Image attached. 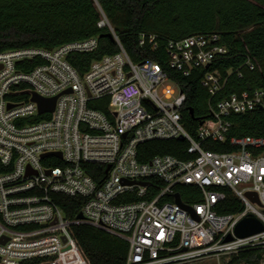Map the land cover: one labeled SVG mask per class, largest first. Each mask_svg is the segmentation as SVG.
Here are the masks:
<instances>
[{"label":"built area","instance_id":"2783aa9c","mask_svg":"<svg viewBox=\"0 0 264 264\" xmlns=\"http://www.w3.org/2000/svg\"><path fill=\"white\" fill-rule=\"evenodd\" d=\"M114 40L118 52L92 61L83 74L68 57L94 52L95 37L51 50L0 52V264H89L72 235L80 225L124 240V264H191L264 249V230L243 239L233 235L248 214L264 226V138L229 137L227 119L264 110V90L210 106L211 117L192 135L182 121L181 89L159 64L133 62ZM218 41L216 34L169 41V67L185 77L207 70L226 54ZM138 44L155 49L156 36L142 34ZM35 60L42 64L24 71ZM225 82L216 71L200 81L210 96ZM33 96L56 98L53 111L39 113ZM170 140L187 142V159L139 160L142 144ZM207 142L231 150H207ZM186 188L197 203L182 200L178 191ZM228 193L242 211L218 214ZM56 196L81 198V218H67Z\"/></svg>","mask_w":264,"mask_h":264},{"label":"trees","instance_id":"16d2710c","mask_svg":"<svg viewBox=\"0 0 264 264\" xmlns=\"http://www.w3.org/2000/svg\"><path fill=\"white\" fill-rule=\"evenodd\" d=\"M101 22L108 26H99ZM142 34L156 36L155 49L139 46ZM209 34L218 35V44L226 49L224 56L216 58L207 70L193 69L187 77L169 67L165 50L169 41ZM92 37L97 38L94 52L68 57L79 74L92 61L117 53L114 38L117 39L133 62H156L185 94L182 121L192 135L200 120L211 117L210 106L232 95L264 90V0H0V52L20 48L51 50ZM40 64L35 60L24 71ZM208 71H216L226 80L215 96L208 95L200 83ZM93 108L106 112L103 106ZM227 119L231 124L229 137L264 138V110L233 114ZM186 148V141L146 142L138 148L139 160L145 162L162 155L187 159ZM204 148L231 150L211 142ZM178 192L186 203L198 202L197 197L188 196L189 188ZM55 199L70 219L78 215L83 203L81 198ZM216 210L221 215L236 214L242 206L228 193ZM72 235L89 264L125 263L128 244L124 240L86 225L73 227ZM263 259V248H243L232 254L227 264H260ZM38 263L34 260L23 264Z\"/></svg>","mask_w":264,"mask_h":264},{"label":"water","instance_id":"95a60500","mask_svg":"<svg viewBox=\"0 0 264 264\" xmlns=\"http://www.w3.org/2000/svg\"><path fill=\"white\" fill-rule=\"evenodd\" d=\"M70 91H67L66 93H69ZM56 98H52L49 100H43L40 99L37 96H33V101H35L38 105L39 113H50L54 109ZM189 115L191 118L194 119V115L192 111H189ZM196 120V119H194ZM179 140H183L182 138H179ZM55 156L60 157V154L56 153ZM45 157V156H43ZM247 198L256 205L260 206L258 199L254 193H247ZM175 203L182 205L180 202V198L178 195H175ZM78 218H81V215H78ZM264 230L263 224L253 215L248 214L243 219L239 221V223L236 225L233 231V235L235 238L243 239L250 236H253L255 234L261 233ZM5 238L1 240V244L5 242ZM65 239L63 238V241ZM232 240V237H227L225 242H229Z\"/></svg>","mask_w":264,"mask_h":264},{"label":"rangeland","instance_id":"374dc122","mask_svg":"<svg viewBox=\"0 0 264 264\" xmlns=\"http://www.w3.org/2000/svg\"><path fill=\"white\" fill-rule=\"evenodd\" d=\"M231 255H222L218 259L217 258H211L209 260H203L191 264H227L230 261ZM260 264H264V259Z\"/></svg>","mask_w":264,"mask_h":264}]
</instances>
